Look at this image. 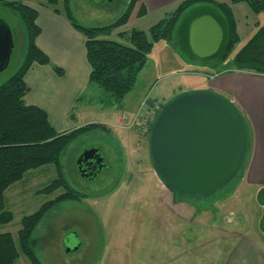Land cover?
Masks as SVG:
<instances>
[{"label":"rangeland","instance_id":"374dc122","mask_svg":"<svg viewBox=\"0 0 264 264\" xmlns=\"http://www.w3.org/2000/svg\"><path fill=\"white\" fill-rule=\"evenodd\" d=\"M26 1L0 0V21L10 28L13 39V51L7 68L0 74V85L17 72L26 53L24 26L15 10L3 4L15 2L25 5ZM29 1L38 4L47 0ZM69 1L68 4H71ZM87 1L92 6L97 5L93 0ZM127 1L100 0V4L109 6L118 18L124 12ZM72 2L76 6L85 4L84 0ZM55 8L65 13L62 0L57 2ZM237 21L240 42L229 57V64L226 63V68L220 72L189 62L182 51L175 52L166 41L161 40L153 44L147 53L143 68L137 73L131 90L121 103H115L107 92L91 85L83 103L77 106L78 113H82L78 124H99L105 132L93 131L81 136L67 147L61 157L66 182L86 197L79 203H63L51 210L48 218H43L32 236L37 253H50V241L55 239V251L64 259L71 260V264H223L230 254L228 251H231L232 243L237 242L235 237L244 234L263 248L260 263L264 264V216L256 201L257 189L242 183L244 163L241 172L217 192L206 198L184 195L183 204L173 205L169 192L153 172L148 137L143 138L131 131L133 146L130 154H126L125 147L122 148L123 137L129 131L124 130L117 121L119 117L136 115L146 98L165 105L181 95L207 92L208 83L213 79L210 75L250 73L235 71L230 65L231 56L246 42L252 29V26L245 29L243 18H237ZM247 21H258L262 26L264 15H252ZM135 25L131 23L126 28L127 32L139 30L134 28L137 27ZM163 47L165 55L161 54ZM155 119H152L150 129ZM92 149L101 155L105 170L89 183L78 173L77 161L84 152ZM55 179L56 167L47 165L27 172L21 181L9 187L4 193L5 211L12 214L13 220L1 225L0 233H9L16 242L21 219L32 215L41 205L61 194V190L50 195L39 192ZM120 179H125V185L111 199ZM171 208L177 214L180 210L186 214L188 223L180 222L174 215L167 218ZM192 210L198 215L196 219L192 216ZM169 221L176 225L171 241L172 254L176 259L165 262L163 258L159 260L153 255L151 235L159 227L168 229L171 225ZM156 251L162 254L164 250ZM45 258L54 264V255L48 254ZM20 260L26 259L20 255Z\"/></svg>","mask_w":264,"mask_h":264},{"label":"trees","instance_id":"16d2710c","mask_svg":"<svg viewBox=\"0 0 264 264\" xmlns=\"http://www.w3.org/2000/svg\"><path fill=\"white\" fill-rule=\"evenodd\" d=\"M58 1L47 0L45 5L56 12ZM62 1L69 23L85 39L86 59L90 67L89 83L107 92L115 103H121L131 90L137 73L146 62L147 53L158 41H166L175 52L182 51L189 62L202 63L212 71L216 69L219 72L226 68V63L229 64L228 59L239 42L230 7L211 0L185 1L146 32L134 29L128 35L120 34L127 44L109 40L108 37L127 24L139 0H128L124 12L113 23L95 28L78 24L71 14L69 0ZM231 3H245L255 15H264V0H232ZM3 6L12 7L24 26L26 53L17 72L0 85V226L13 220L12 214L5 211L4 193L21 181L27 172L47 165L55 166L57 179L39 192L46 195L59 190L62 192L41 205L32 215L21 219L16 242L9 233H0V264H15L19 255L24 256L29 264H42L31 248L36 227L52 208L65 202L79 203L86 197L66 182L61 167L62 154L81 136L104 129L99 124H88L66 133H56L43 110L24 103L27 87L23 79L32 64L51 66L58 76H62L63 72L35 46L39 34L35 24L36 11L15 2ZM144 15L145 9L141 7L138 16ZM202 16L211 17L223 35L217 53L207 59L196 58L188 41L191 23ZM230 65L235 71L264 76V25L234 54ZM256 201L264 216V187L257 191Z\"/></svg>","mask_w":264,"mask_h":264},{"label":"crops","instance_id":"0c3cea01","mask_svg":"<svg viewBox=\"0 0 264 264\" xmlns=\"http://www.w3.org/2000/svg\"><path fill=\"white\" fill-rule=\"evenodd\" d=\"M72 1L73 0H71V4H69L71 14L76 22L82 26L91 28L102 27L113 23L117 19L112 9L109 8V6L105 7L103 4L101 5L99 0L95 1L97 5L94 6H92L93 4H89L87 0H84L85 4L83 6H76ZM185 1L188 0H139L127 24L115 30L110 38H114L120 41V43L127 44V41L123 39L120 34L127 35L128 32L126 28L131 23L136 24L135 26L137 27L134 28H139V30L146 32L165 16L174 12L179 5ZM211 1L217 4H226L230 7L235 20L237 35L239 25L237 18L244 19L243 25L245 29L252 26L246 42L256 33L258 28L261 27L258 21H251L250 23L247 21L252 15L261 17V14L255 15L245 3L232 4V0ZM24 4L37 13L35 24L39 29V34L35 39V46L48 57L52 65L62 70L63 75L58 76L51 66L39 65L36 63L32 64L23 79L27 87V93L23 101L26 105L35 106L43 110L47 114L48 121L56 133H66L82 127V125L78 124V120L81 118L80 116H82V113H78L77 106L83 103L84 96L92 85L89 83L90 67L86 59L85 39L71 26L65 13L58 9H56L57 11L55 12L54 8L45 5L46 1L37 4L27 0ZM59 4L61 8H63L62 2ZM141 7L145 9V15L139 17L138 12ZM164 50L163 47L161 51L162 55L166 54ZM233 56H231V58ZM198 64L203 65L202 63ZM210 77L213 79L208 83L207 92L215 93L231 102L243 118L247 130L248 143L244 159L245 173L241 179L242 183L246 186H254L258 191L260 187L264 186V76L252 73L233 72L220 76L210 75ZM222 94L226 96L224 97ZM89 105L90 103L88 102L87 106ZM117 121H120V117ZM131 135H133V133H125L123 137L124 145L122 148L124 149L125 147L126 154H130L131 146H133ZM119 148L122 152L121 146ZM129 164L132 165L133 163ZM124 185L125 179H120V181L116 183L115 186L117 189L111 195V199H114L117 192H120ZM173 205L175 204L173 203ZM50 211L44 217L48 218L51 214ZM192 212H194L192 216L196 219L198 215L195 210H192ZM172 215L178 217L177 219L180 222L183 221L186 224L188 223L186 214H182L181 210L179 214H177L175 209H169L167 218H171ZM159 219H161V216H159ZM169 222L171 225L168 229L159 227L158 230H155L151 235V237H153V255H156L159 260L164 259L165 262H170L172 258L176 259L172 254L171 242L173 228L176 230V225L175 222H173V225L171 221ZM117 228L118 227H116V229ZM235 238L237 242L232 243L231 251H228L230 254L223 264H261L260 260L263 255V248L254 244V242L248 239L244 234L237 235ZM50 242L52 244L49 247L51 252L42 255L35 251V240L33 237L31 238V248L42 264H50V262H48L50 259L45 258L48 254L55 256L52 261L54 264H71V260L64 259L55 251L54 244L57 243V241L55 242V239H52ZM201 242H203V240H201ZM201 247H203V244ZM157 249H163L164 251L162 254L161 251L156 253ZM15 264H29V262L27 260H20L19 255Z\"/></svg>","mask_w":264,"mask_h":264},{"label":"water","instance_id":"95a60500","mask_svg":"<svg viewBox=\"0 0 264 264\" xmlns=\"http://www.w3.org/2000/svg\"><path fill=\"white\" fill-rule=\"evenodd\" d=\"M222 38L221 28L209 16L189 27V47L197 58L214 56ZM12 51L10 28L0 21V74ZM247 143L245 123L231 102L211 92L181 95L164 105L150 129L152 169L172 195L206 198L238 175ZM77 167L81 177L87 171L95 176L104 168L103 159L92 149L79 157Z\"/></svg>","mask_w":264,"mask_h":264},{"label":"built area","instance_id":"2783aa9c","mask_svg":"<svg viewBox=\"0 0 264 264\" xmlns=\"http://www.w3.org/2000/svg\"><path fill=\"white\" fill-rule=\"evenodd\" d=\"M162 110V104L158 101L145 99L142 102L140 110L133 117H121L120 123L126 131H134L141 137L147 138L150 132V124L153 118H156Z\"/></svg>","mask_w":264,"mask_h":264},{"label":"flooded vegetation","instance_id":"af4514ba","mask_svg":"<svg viewBox=\"0 0 264 264\" xmlns=\"http://www.w3.org/2000/svg\"><path fill=\"white\" fill-rule=\"evenodd\" d=\"M93 1H98V0H93ZM93 168H96V167L91 166V170ZM77 170H78V167H77ZM103 170H105V167L102 170H100L99 172L96 170V172H98V173L95 176L93 174H91L90 172L87 171L86 174H84V175H86V177H84V175H83L81 178L83 180L89 182V183L90 182H94L103 173ZM78 173H79V171H78ZM169 195H170V199L172 200V202L175 205L176 204H183L184 203L181 195H176V194L172 195L171 193H169Z\"/></svg>","mask_w":264,"mask_h":264}]
</instances>
